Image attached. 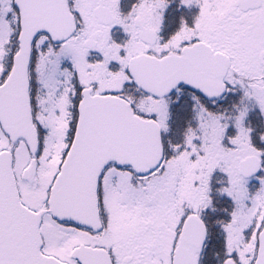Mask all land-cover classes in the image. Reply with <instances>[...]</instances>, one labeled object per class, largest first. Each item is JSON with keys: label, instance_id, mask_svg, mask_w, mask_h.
<instances>
[{"label": "snow or ice", "instance_id": "6c2138e0", "mask_svg": "<svg viewBox=\"0 0 264 264\" xmlns=\"http://www.w3.org/2000/svg\"><path fill=\"white\" fill-rule=\"evenodd\" d=\"M0 264H264V0H0Z\"/></svg>", "mask_w": 264, "mask_h": 264}]
</instances>
